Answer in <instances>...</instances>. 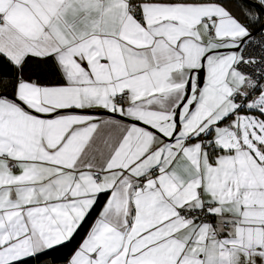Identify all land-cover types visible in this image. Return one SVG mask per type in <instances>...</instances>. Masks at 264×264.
Here are the masks:
<instances>
[{"label": "snow or ice", "instance_id": "snow-or-ice-1", "mask_svg": "<svg viewBox=\"0 0 264 264\" xmlns=\"http://www.w3.org/2000/svg\"><path fill=\"white\" fill-rule=\"evenodd\" d=\"M0 264H264V0H0Z\"/></svg>", "mask_w": 264, "mask_h": 264}]
</instances>
